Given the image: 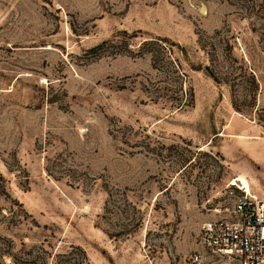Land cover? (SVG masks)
I'll list each match as a JSON object with an SVG mask.
<instances>
[{"label":"rangeland","instance_id":"1","mask_svg":"<svg viewBox=\"0 0 264 264\" xmlns=\"http://www.w3.org/2000/svg\"><path fill=\"white\" fill-rule=\"evenodd\" d=\"M263 4L0 0V264H178L263 193Z\"/></svg>","mask_w":264,"mask_h":264},{"label":"built area","instance_id":"2","mask_svg":"<svg viewBox=\"0 0 264 264\" xmlns=\"http://www.w3.org/2000/svg\"><path fill=\"white\" fill-rule=\"evenodd\" d=\"M237 187L230 207L202 222L196 248L178 264H264V192Z\"/></svg>","mask_w":264,"mask_h":264},{"label":"trees","instance_id":"3","mask_svg":"<svg viewBox=\"0 0 264 264\" xmlns=\"http://www.w3.org/2000/svg\"><path fill=\"white\" fill-rule=\"evenodd\" d=\"M262 1L264 2V0H262ZM253 2L254 1H251V4H248V7L251 8V9L255 8V4H253ZM259 6H263L264 7V4L263 5H259ZM259 6L257 5L256 7H259ZM106 42H108V41L107 40H103L102 42H100L97 45H95L93 48H98V47L102 46L103 44H105Z\"/></svg>","mask_w":264,"mask_h":264},{"label":"crops","instance_id":"4","mask_svg":"<svg viewBox=\"0 0 264 264\" xmlns=\"http://www.w3.org/2000/svg\"><path fill=\"white\" fill-rule=\"evenodd\" d=\"M235 133V132H234Z\"/></svg>","mask_w":264,"mask_h":264}]
</instances>
